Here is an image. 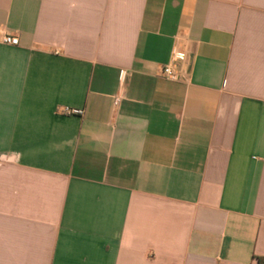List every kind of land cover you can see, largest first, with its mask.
Instances as JSON below:
<instances>
[{"label": "crops", "instance_id": "obj_1", "mask_svg": "<svg viewBox=\"0 0 264 264\" xmlns=\"http://www.w3.org/2000/svg\"><path fill=\"white\" fill-rule=\"evenodd\" d=\"M0 264H264V0H0Z\"/></svg>", "mask_w": 264, "mask_h": 264}, {"label": "built area", "instance_id": "obj_2", "mask_svg": "<svg viewBox=\"0 0 264 264\" xmlns=\"http://www.w3.org/2000/svg\"><path fill=\"white\" fill-rule=\"evenodd\" d=\"M2 41L6 44L10 45H19L20 39L18 36H12V35H5L2 39ZM175 58L179 60H185L186 54L180 51L175 52ZM163 76L169 80L178 81V80H186L187 79V73L186 72H176L171 65L165 66L163 68ZM125 73H123L124 77ZM122 101V96H118L115 99V105L118 106ZM64 113L68 115H77L82 116L84 114V110L80 108H71V107H65Z\"/></svg>", "mask_w": 264, "mask_h": 264}]
</instances>
